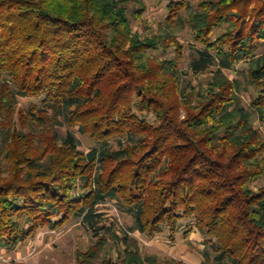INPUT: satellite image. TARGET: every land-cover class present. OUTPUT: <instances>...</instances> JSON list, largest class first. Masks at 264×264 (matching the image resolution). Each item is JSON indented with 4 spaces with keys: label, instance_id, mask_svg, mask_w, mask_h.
Segmentation results:
<instances>
[{
    "label": "trees",
    "instance_id": "obj_1",
    "mask_svg": "<svg viewBox=\"0 0 264 264\" xmlns=\"http://www.w3.org/2000/svg\"><path fill=\"white\" fill-rule=\"evenodd\" d=\"M168 1L142 37L126 0H0V248L79 220L96 240L76 264H159L132 234L194 228L202 264H264V0ZM185 29L191 70L212 73L189 92ZM233 70L256 91L250 108ZM76 132L95 146L82 151ZM108 203L134 226L103 221Z\"/></svg>",
    "mask_w": 264,
    "mask_h": 264
},
{
    "label": "rangeland",
    "instance_id": "obj_2",
    "mask_svg": "<svg viewBox=\"0 0 264 264\" xmlns=\"http://www.w3.org/2000/svg\"><path fill=\"white\" fill-rule=\"evenodd\" d=\"M126 8L131 20L134 33L147 37L150 34H156L159 26L164 24L167 18L168 0H140L143 6L139 5L137 0H126ZM143 10V11H142ZM143 12L138 18L139 12ZM179 42L183 46V58L180 62L181 88L189 92L191 87H197L207 82L212 73L196 75L191 70V62L195 57L193 50L192 34L185 29L179 36ZM150 55L157 60L172 59L176 57L174 48L169 50L151 51ZM258 55H264V45L258 51ZM248 64L240 63L235 70L246 72ZM235 70L226 71L227 76L232 79H238L242 83L241 97L247 108H250L251 102L256 96L253 87L247 84V81ZM193 85V86H192ZM33 104H41L40 99L20 98L19 107L23 109L30 108ZM185 110L182 105V116ZM255 126L264 136V126L256 122ZM65 126L60 128V133L64 134ZM80 141V149L88 152L95 146L88 137L76 132ZM5 173L3 176H6ZM263 181L261 182V184ZM99 213L103 221L113 222L117 233L121 234V229H127L134 226L131 217L123 215L115 203L102 205ZM188 224H183L184 230H189ZM185 231H181L174 239H171L169 231L153 236L132 234L139 239L141 249L145 255L155 257L159 264H173L174 262H185L187 264H202L203 261V236L195 228L190 235L185 236ZM95 231L85 227L78 220L65 225L62 228L52 230L50 228L41 229L38 234L20 245L16 250H6L0 248V264H76V252L86 250L96 240ZM112 240V235L109 236ZM110 240V241H111ZM117 251V250H116ZM116 254V253H115ZM117 254L115 255V258Z\"/></svg>",
    "mask_w": 264,
    "mask_h": 264
}]
</instances>
